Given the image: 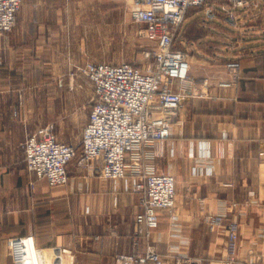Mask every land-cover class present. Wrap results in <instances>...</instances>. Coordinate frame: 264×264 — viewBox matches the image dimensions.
<instances>
[{"label":"crops","instance_id":"1","mask_svg":"<svg viewBox=\"0 0 264 264\" xmlns=\"http://www.w3.org/2000/svg\"><path fill=\"white\" fill-rule=\"evenodd\" d=\"M245 1L246 7L229 5L238 12L224 45L215 46L213 35L189 46L181 40L191 78L208 95L185 92L170 138L143 150L148 156L159 149L145 163L176 179V206L158 212L152 240L165 264L180 255L222 262L232 225L239 233L234 264H264V0ZM132 2L23 0L15 28L0 35V264H14L8 241L26 236L39 250H70L75 264H125L143 254L145 241L135 229L143 198L134 186L138 178L106 180L78 161L69 165L67 186L50 187L23 163L27 138L46 126L34 117L28 85L73 82L77 66L94 62L81 36L104 28L107 15L121 8L130 17ZM230 61L240 63L239 78L223 88ZM175 90L183 91L180 84Z\"/></svg>","mask_w":264,"mask_h":264},{"label":"built area","instance_id":"2","mask_svg":"<svg viewBox=\"0 0 264 264\" xmlns=\"http://www.w3.org/2000/svg\"><path fill=\"white\" fill-rule=\"evenodd\" d=\"M218 0H133L129 8L132 21L140 25V35L154 45L147 52L141 67L131 63L111 65L87 62L77 66L73 77L86 76L94 87V104L84 129L79 148L58 142L53 125L39 128L28 137L24 146L23 163L37 178L45 179L50 187L69 184L68 166L79 159V166L106 180L138 178L135 188L142 192V210L135 218L136 234L145 241L142 255L125 258V264H165V258L153 245L158 227V212L172 211L176 206V179L159 174L145 163L161 155V151L145 156V147L159 145L171 136V125L184 106L185 92L206 97L190 75L188 54L175 49L177 35L188 12L206 7ZM237 7H246L245 0H230ZM23 0H0V35L13 31ZM227 88L238 81L240 63L230 61ZM180 84L184 91H176ZM189 89L186 90V88ZM196 174L210 171L194 169ZM207 223L214 229L216 220ZM238 227H229L228 258L215 264H234L238 248ZM14 264H37L38 254L33 237H16L8 241ZM50 264H75L76 255L70 250L54 251ZM176 253V251H175ZM176 264H204L202 258L180 255ZM213 264V263H210Z\"/></svg>","mask_w":264,"mask_h":264},{"label":"rangeland","instance_id":"3","mask_svg":"<svg viewBox=\"0 0 264 264\" xmlns=\"http://www.w3.org/2000/svg\"><path fill=\"white\" fill-rule=\"evenodd\" d=\"M229 5L230 0H218L206 7L191 9L179 30L175 49H183L181 40L189 46L201 35H213L215 46L224 45L225 28H229V22L235 20V13L238 12ZM112 14L110 17L107 15L104 28L94 32L92 27L91 31L81 36L88 51L94 55L95 59L91 60L111 65L131 63L141 67L147 52L154 45L140 35L142 27L130 19L127 9L121 8L119 15ZM261 21V18L257 20L258 26H261ZM185 24L190 27L188 31L184 28ZM76 76L73 82L64 79L56 83H38L28 85V89L36 97L34 117L45 122L44 125H53L59 140L77 146L80 152L82 130L94 104V87L86 76ZM49 109L52 111L49 112ZM78 161L76 159L70 164Z\"/></svg>","mask_w":264,"mask_h":264},{"label":"bare ground","instance_id":"4","mask_svg":"<svg viewBox=\"0 0 264 264\" xmlns=\"http://www.w3.org/2000/svg\"><path fill=\"white\" fill-rule=\"evenodd\" d=\"M55 253L50 251H43L38 254L37 264H50L51 259Z\"/></svg>","mask_w":264,"mask_h":264},{"label":"trees","instance_id":"5","mask_svg":"<svg viewBox=\"0 0 264 264\" xmlns=\"http://www.w3.org/2000/svg\"><path fill=\"white\" fill-rule=\"evenodd\" d=\"M183 51V50H182Z\"/></svg>","mask_w":264,"mask_h":264}]
</instances>
